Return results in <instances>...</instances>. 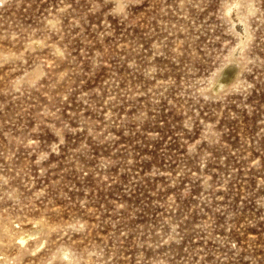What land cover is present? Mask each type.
<instances>
[{
    "label": "rangeland",
    "instance_id": "374dc122",
    "mask_svg": "<svg viewBox=\"0 0 264 264\" xmlns=\"http://www.w3.org/2000/svg\"><path fill=\"white\" fill-rule=\"evenodd\" d=\"M0 264H264V0H0Z\"/></svg>",
    "mask_w": 264,
    "mask_h": 264
}]
</instances>
